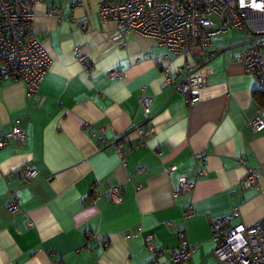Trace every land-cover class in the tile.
Returning a JSON list of instances; mask_svg holds the SVG:
<instances>
[{
    "label": "crops",
    "instance_id": "1",
    "mask_svg": "<svg viewBox=\"0 0 264 264\" xmlns=\"http://www.w3.org/2000/svg\"><path fill=\"white\" fill-rule=\"evenodd\" d=\"M99 1H38L33 29L50 62L37 92L0 81V127L25 131L0 147V264H175L181 230L194 250L176 264H221L210 220L234 209L232 222L264 216V128L250 123L259 110L264 118V93L235 59L243 32L215 35L193 56L204 84L187 105L174 89L183 57L137 31L115 39ZM160 62L172 70L168 82ZM26 163L36 167L29 180L18 175ZM248 166L261 170L252 187L240 183ZM180 176L194 181L187 217ZM112 185L119 201L105 195ZM8 186L18 188V211L7 210Z\"/></svg>",
    "mask_w": 264,
    "mask_h": 264
},
{
    "label": "built area",
    "instance_id": "2",
    "mask_svg": "<svg viewBox=\"0 0 264 264\" xmlns=\"http://www.w3.org/2000/svg\"><path fill=\"white\" fill-rule=\"evenodd\" d=\"M38 1L0 0V81L8 77L21 80L26 96L36 94L50 62L33 29ZM52 12H57V8L48 10V13ZM98 13L102 20L112 18L116 22L115 39H122L126 31H137L183 57V62L176 69L174 89L182 95L187 105L200 98L204 84L202 67L192 65L190 60L202 54L215 35L228 29L240 30L243 35L237 43L239 49L235 59L257 79L258 89L264 93V0H100ZM158 65L163 80L168 82L172 70L162 62ZM83 66L86 68L88 64L83 62ZM121 72V69H115L111 73L120 75ZM139 102L147 105L148 96H140ZM250 123L255 130L264 128L260 110ZM131 129L140 134L144 132L141 124H134ZM10 137L23 140L24 128L15 124L4 131L0 127V147L6 145ZM203 157L202 151L193 155L195 161ZM173 168L174 165H167L165 171ZM260 172L259 166H248L240 183L244 187L254 186ZM35 174L36 167L31 163L18 169V175L24 180H29ZM193 187V180L184 176L178 178V190L186 195L185 217L192 212L190 193ZM5 194L8 197L7 210L18 211V188L8 186ZM105 195L111 201H119L120 186L108 187ZM235 210L210 220L209 229L215 243L216 257L221 264H264V216L250 224L232 222ZM145 240L152 253H159L160 249L153 243L151 235H146ZM193 250L194 247L181 230L178 247L169 259L175 264L187 261ZM52 264L64 263L57 258L52 260Z\"/></svg>",
    "mask_w": 264,
    "mask_h": 264
}]
</instances>
